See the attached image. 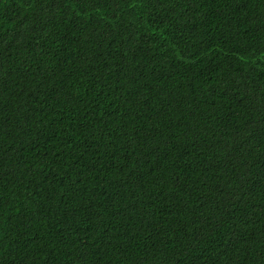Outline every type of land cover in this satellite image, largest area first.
I'll return each mask as SVG.
<instances>
[{"label": "trees", "instance_id": "1", "mask_svg": "<svg viewBox=\"0 0 264 264\" xmlns=\"http://www.w3.org/2000/svg\"><path fill=\"white\" fill-rule=\"evenodd\" d=\"M0 264H264V0H0Z\"/></svg>", "mask_w": 264, "mask_h": 264}]
</instances>
